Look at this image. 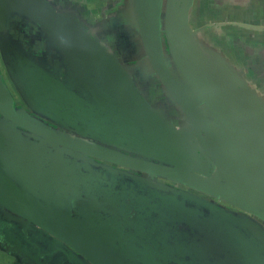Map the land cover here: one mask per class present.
<instances>
[{
  "label": "crops",
  "instance_id": "crops-1",
  "mask_svg": "<svg viewBox=\"0 0 264 264\" xmlns=\"http://www.w3.org/2000/svg\"><path fill=\"white\" fill-rule=\"evenodd\" d=\"M141 2L0 0V25H4L9 43L28 61L23 74L20 73L28 88L21 89L7 65L4 66L8 71L3 76L4 83L10 90L5 81L9 76L13 82L11 88L21 99L19 102L10 91L14 105L26 117L56 125L42 114L41 107L49 104L54 95L58 103H63L58 95L67 92L70 100L85 103L82 111L89 106V111L76 113L75 121L81 125H87V118L91 119V113L99 109L103 119L108 118L106 134L129 136L127 141L139 145L145 156L155 155L160 157H152L155 161H170L171 165L183 168L200 167L206 171L212 167L215 171L214 161L204 159L208 156L206 148L199 151L194 139L199 146L207 142L199 141L197 135L189 139L178 137L189 121L149 58L141 34ZM167 2L164 0V7ZM188 23L197 51L226 79L242 109L264 127V0H192ZM162 40L174 75L204 107L205 114L216 121L208 100L196 92L178 66L166 33L162 34ZM17 55H14L15 60L19 59ZM29 70L38 78H32L27 73ZM122 76L139 94V100L131 89L122 86L125 82ZM58 129L78 134L75 129ZM119 148L132 151L131 146ZM160 188L181 192L170 185ZM204 205L219 210L210 203ZM230 214L234 217L232 212ZM258 226L264 228V217ZM49 240L40 229L0 205V264H80L74 256L69 257L58 249L59 244L50 245ZM79 259L81 264H92L80 256Z\"/></svg>",
  "mask_w": 264,
  "mask_h": 264
},
{
  "label": "water",
  "instance_id": "water-1",
  "mask_svg": "<svg viewBox=\"0 0 264 264\" xmlns=\"http://www.w3.org/2000/svg\"><path fill=\"white\" fill-rule=\"evenodd\" d=\"M191 3L192 0H168L167 7H164V0H142L141 34L156 73L188 118L186 129L178 137L189 139L197 135L199 141L208 143V146L202 143L199 146L196 138L194 139L199 151L206 148L208 156L204 159L212 160L216 164L213 175L210 170L205 171L200 167L183 168L171 165L170 161L163 163L142 158L144 154L139 150V145L127 141L129 136L122 133L106 134V128L109 129L108 118L103 119L99 109L91 113V119L87 118V125H81L75 121L76 113L81 115L84 111H89V106L82 111V104L85 106V103L81 101L79 104L74 99L70 100L67 92L58 95L64 100L63 103H58L54 95L49 104L41 107L42 114L56 125H47L40 119L26 117L16 109L14 98L5 85L0 70V166H4L0 167V205L25 223L40 229L50 239V245L52 242L59 244L58 249L69 257L74 256L80 264L79 256L92 264L132 263L122 259L120 251L98 235L99 229L89 227L86 212L77 210L76 206L82 197L75 189L64 186L65 188L55 190V179L59 176L52 165L62 162L63 157L65 160H88L80 162H90L89 165L97 168L98 172L103 173L104 169L118 178L123 177L121 174L124 172L117 171L115 167L106 169L102 164L96 166L89 158L107 160L124 167L144 170L152 175L179 179L203 189H211L227 200L241 199L251 207L254 206L250 209L256 214L264 217V127L242 109L237 95L226 79L193 45L192 30L188 23ZM3 27L4 25H0L2 57L15 82L21 89H25L27 85L23 83V75L20 73L23 74L28 61L9 43ZM163 33L169 37L178 66L196 92L204 100H208L206 102L211 105L218 123L205 114L204 107L186 91L174 75L163 50ZM16 54L18 60L14 58ZM73 70L80 80L79 74ZM27 73L34 79L38 78L33 70ZM121 78L125 80L122 86L131 89L139 100L140 96L134 87L127 83L124 76ZM61 84L67 89L64 83ZM249 125L252 126L249 128ZM61 127L75 129L78 134L70 135L66 131H60L58 128ZM107 143L118 147L131 146V150L140 156L105 147L104 144ZM45 151L52 154L44 155ZM50 155L57 157V161H52L47 166L41 160ZM152 157L160 158L155 155ZM22 160L24 162H20ZM18 166L22 167L24 175L20 176L15 172ZM39 185L42 187L37 188ZM36 189L42 191L38 192ZM82 191L84 199L90 198L91 189L84 187ZM109 202L111 205H108ZM94 204V208L101 209L104 201L96 199ZM105 204L106 207L115 206L110 198ZM230 219L234 222L233 217L230 216Z\"/></svg>",
  "mask_w": 264,
  "mask_h": 264
},
{
  "label": "flooded vegetation",
  "instance_id": "flooded-vegetation-1",
  "mask_svg": "<svg viewBox=\"0 0 264 264\" xmlns=\"http://www.w3.org/2000/svg\"><path fill=\"white\" fill-rule=\"evenodd\" d=\"M110 145L104 144L113 150L140 156ZM47 154L52 153L45 151L44 155ZM141 157L153 160L152 157ZM66 159L63 157L62 162L52 165L59 176L55 179V190L65 186L75 189L83 198V188L91 189L90 198H80L77 210L86 212L89 227L99 229L98 235L117 248L122 259L132 264H264V228L258 226L262 217L250 209L253 207L245 205L249 203L235 198L227 200L211 189L188 187L189 184L174 178L152 175L105 160L89 159L96 166L115 167L125 173L121 174L123 177L110 175L104 169L105 173H100L90 166V162L88 165L80 162L88 160ZM41 161L49 166L48 163L57 161V157L44 156ZM15 169L18 175H24L22 167ZM207 170L213 175L212 167ZM164 185L181 192L160 188ZM108 197L115 204L113 209L106 207ZM96 199L104 201L101 209L94 208ZM205 203L219 207L220 212ZM222 203L227 204L223 206ZM231 212L234 222L230 219Z\"/></svg>",
  "mask_w": 264,
  "mask_h": 264
},
{
  "label": "rangeland",
  "instance_id": "rangeland-1",
  "mask_svg": "<svg viewBox=\"0 0 264 264\" xmlns=\"http://www.w3.org/2000/svg\"><path fill=\"white\" fill-rule=\"evenodd\" d=\"M6 66V62L4 61V58L0 56V70H1V73H2V76H6L8 74V71H7V68L4 67ZM5 81L9 84V87H10V91L15 94L16 96V99L19 100V102L21 101L20 99V96H18L17 92H15L12 88H11V84L13 83L12 80H10L9 76L5 78ZM16 102L18 103V101L16 100ZM107 161V160H106ZM223 204V203H222ZM227 203H224L223 206H225ZM232 207V206H230ZM237 209V208H235ZM237 211H239L237 209Z\"/></svg>",
  "mask_w": 264,
  "mask_h": 264
}]
</instances>
